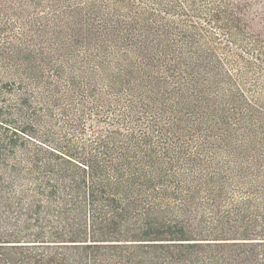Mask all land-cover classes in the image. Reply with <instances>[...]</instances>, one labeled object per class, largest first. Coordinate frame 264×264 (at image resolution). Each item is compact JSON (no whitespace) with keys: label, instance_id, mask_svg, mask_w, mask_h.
<instances>
[{"label":"trees","instance_id":"obj_1","mask_svg":"<svg viewBox=\"0 0 264 264\" xmlns=\"http://www.w3.org/2000/svg\"><path fill=\"white\" fill-rule=\"evenodd\" d=\"M0 264H264V0H0Z\"/></svg>","mask_w":264,"mask_h":264}]
</instances>
